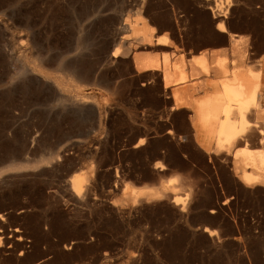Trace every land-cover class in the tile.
I'll list each match as a JSON object with an SVG mask.
<instances>
[{
  "label": "rangeland",
  "instance_id": "1",
  "mask_svg": "<svg viewBox=\"0 0 264 264\" xmlns=\"http://www.w3.org/2000/svg\"><path fill=\"white\" fill-rule=\"evenodd\" d=\"M226 38L229 54L186 58ZM263 70L264 0H0V260L264 264V178L244 184L257 169L236 156L264 155ZM252 72L251 125L217 151L221 113L199 117L223 104L222 82Z\"/></svg>",
  "mask_w": 264,
  "mask_h": 264
},
{
  "label": "bare ground",
  "instance_id": "2",
  "mask_svg": "<svg viewBox=\"0 0 264 264\" xmlns=\"http://www.w3.org/2000/svg\"><path fill=\"white\" fill-rule=\"evenodd\" d=\"M216 25L218 26V29L221 31H223L225 29L221 20L218 21V23ZM146 30L148 31V27L144 28V31H142V34H146V32H147ZM166 42H167L166 36H159V39L157 40L156 44L163 45V44H166ZM117 47H119V46H117ZM117 47L114 46V48H112L110 50L111 56H117L118 52L122 53L121 51L117 50ZM126 49L128 50V48H126ZM149 58L144 59V60H139V61L136 59L137 61H136L135 65L137 67H139L140 70L141 69L157 70L160 67L166 66V62H167L166 56H164L163 61L160 62V64L156 60H154L152 58L149 59ZM163 62H165V64H162L163 65L162 66L161 63H163ZM205 68L206 67H204V69ZM217 68L219 69V71L225 70V68H224L223 64H221V62L217 65ZM173 76H174L173 73H171L169 70H167L165 68L164 73L162 74V78H163L162 80H164L166 83L170 82V81H175V79H174L175 76L174 77ZM177 77H178V79H180V82H182V81H184L186 75L180 73ZM230 80L222 82L220 85V95L217 97V99L222 100L223 104H221L215 110H211V109L206 110L199 117V121H201L200 122L201 125L203 124L206 126V125L213 123V122L216 123L215 122L216 116L221 113L220 121L217 122L216 128L212 131V133L215 137V142H214L215 146L214 147L216 148L217 151L229 148V146L231 148V144L232 143L234 144L236 139H238L237 137L240 134L242 135L243 132L247 131L246 130L247 127L249 125H251L250 121H248V119L246 118V112H248V111L250 112V109H251L250 108L248 110V107L259 106V101H258V97H259V91H258L259 72L249 73V77H244V76L240 75L239 73H234V76ZM249 82H250V85L248 84ZM166 83H164V84L166 85ZM171 108H173V106H171L170 109ZM263 125H264V123H263ZM261 140L264 143V126L262 128ZM237 155L240 159L239 160L237 158L239 160L238 162L241 163L239 166L240 169H241V167L245 168V164H249V165H251V168L253 167L254 169H257L256 172H254L252 169V171H253L252 173H250L248 170L244 171L245 169L244 170L242 169V172L239 173V174H241L240 177L242 179V182L244 184L246 183V185L250 184L252 182L259 183V181H261L262 178H264V171H263L264 170V155L261 153V149H259V148H257V149L252 148L251 149V148L246 147L245 145H242L240 147L239 151L237 152L236 156ZM236 167H238V166H236ZM81 181H82L81 178L76 177L73 181L74 188L80 189ZM262 182L264 183L263 180H262Z\"/></svg>",
  "mask_w": 264,
  "mask_h": 264
},
{
  "label": "crops",
  "instance_id": "3",
  "mask_svg": "<svg viewBox=\"0 0 264 264\" xmlns=\"http://www.w3.org/2000/svg\"><path fill=\"white\" fill-rule=\"evenodd\" d=\"M236 39V38H233V40ZM229 45H230V40L228 38H226L223 43H220V44H217V45H203L202 47H198L196 53H191L189 54V51H185V54H189L188 57L186 56V58L189 60V59H192L194 57H197V58H207L209 59L210 56L212 55V53H223V51H226L227 54H229V51H227V49L229 48ZM259 59V57L257 58ZM261 81L264 85V70L262 71V74H261ZM162 78V77H161ZM201 80L203 81H206V77L203 76L202 78H200ZM247 85V84H246ZM245 85V86H246ZM161 87H162V91H164V89H168L170 90L171 88V85L169 86H165L164 85V82L163 80L161 79ZM260 88V84H259V87H258V90ZM198 93H202L201 91H198ZM262 94L264 95V91L262 92ZM168 105V107L170 108L172 105H173V102H172V105L171 103L167 104V103H164L163 102V105L165 106ZM172 109V108H171ZM175 118L172 116V118L170 119V122L168 123L167 127L169 126H176L177 123L175 122L174 120ZM166 127V129H164V124H163V129H162V134L159 135V137H157V143H159L158 145V149L161 150L162 152H166L169 150L170 148V135L167 134L168 131V128ZM173 143V142H172ZM194 148H191V151L188 152L186 151L185 149L181 148L180 150L183 151L185 150L187 155H189L190 159L192 160L193 156L196 155V154H201L203 151L202 148H200L199 146L195 145L194 144ZM203 155V154H202ZM163 162V161H162ZM164 163V162H163ZM48 255L49 253L44 251L43 254L36 260V262L32 263V264H56L55 262L53 263L52 262V257H50L48 259ZM0 264H28L27 262H21L20 260H15L14 258L12 257H8L6 258L5 260H0Z\"/></svg>",
  "mask_w": 264,
  "mask_h": 264
}]
</instances>
